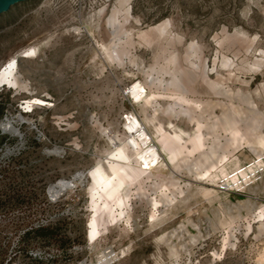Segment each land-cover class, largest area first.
Segmentation results:
<instances>
[{
  "label": "rangeland",
  "instance_id": "obj_1",
  "mask_svg": "<svg viewBox=\"0 0 264 264\" xmlns=\"http://www.w3.org/2000/svg\"><path fill=\"white\" fill-rule=\"evenodd\" d=\"M10 64L0 123L23 119L22 139L0 129V264H264V177L217 190L264 151V0L22 1L0 15Z\"/></svg>",
  "mask_w": 264,
  "mask_h": 264
},
{
  "label": "bare ground",
  "instance_id": "obj_2",
  "mask_svg": "<svg viewBox=\"0 0 264 264\" xmlns=\"http://www.w3.org/2000/svg\"><path fill=\"white\" fill-rule=\"evenodd\" d=\"M14 71H15L14 64H10L3 71V73L0 74V83L5 82V83L15 85L16 81H15V77H14ZM142 90H144V87L139 84L135 93H134L135 96L140 97ZM21 117H19L20 120L5 118L3 120V122L1 123V126L4 127V129L12 132L14 135L20 136L21 132H20L19 127L16 124L18 122H22ZM132 117L133 118L129 122V129L132 131L133 134L131 136V140L129 141V145H135V146L141 147V150L138 151L139 157L136 158V161H139L141 163V166L143 164H145L146 165L145 168H151V165H152V162H154V159L155 158L158 159L159 157H161L159 149L154 145H147L146 147L142 148V144L140 142V139L136 136L135 132L138 133V136L142 135L144 137H146L148 133L146 132L145 128L142 127V124L140 123V121L136 117H134V116H132ZM22 119H23V117H22ZM142 140L144 141L146 139L143 138ZM47 152L51 153L52 155L53 154L58 155L60 153H63V150L60 148H55L54 150H49ZM119 152H121V150H119ZM154 156H155V158H154ZM92 176H93V180H94L93 190L95 192H96V190L99 189L98 188L99 186L97 183H101L104 181L109 182V180H110V174L105 169V167L102 165H100L98 168H96L92 172ZM85 178H86V174L80 173L79 175L74 176L71 180L61 179L59 183L54 184L50 187V191L52 192L53 195L57 194L61 191V189L63 187L73 185V184L75 185L76 182H80V180H83ZM96 232H97V230H95V225L93 224L92 225V231H91V237L95 236Z\"/></svg>",
  "mask_w": 264,
  "mask_h": 264
},
{
  "label": "built area",
  "instance_id": "obj_3",
  "mask_svg": "<svg viewBox=\"0 0 264 264\" xmlns=\"http://www.w3.org/2000/svg\"><path fill=\"white\" fill-rule=\"evenodd\" d=\"M2 122L3 120L1 121V123ZM1 123H0V129L2 133L9 132L12 135H14L9 130L4 129V127L1 126ZM135 134L142 143H143L142 139L145 138L146 140L144 141L145 142L147 141L148 145H153L151 137L148 134L146 137L142 135L138 136V133L136 132ZM18 137L22 139V134ZM8 152H11V149H9ZM160 159L161 157H159L158 159L155 158L152 164L154 163L158 164L160 162ZM145 166H144V169H147L145 168ZM263 177H264V151L254 154L247 160L242 161L239 164H237L229 172L223 174L221 178L218 180L217 190L220 192L242 191ZM72 178L67 179V180H71ZM60 180L56 181L55 183L49 186L48 192L52 200H56L60 195H63L66 191L70 190L71 188L77 185V182H76L75 185L73 184V185L65 186L61 189L59 193L53 195L52 192L50 191V187L54 184L59 183ZM122 255H123V251L119 254V252H116V251L111 252L110 250H107L97 262L92 263V264H112L113 262H115L116 259H118L119 256H122Z\"/></svg>",
  "mask_w": 264,
  "mask_h": 264
},
{
  "label": "water",
  "instance_id": "obj_4",
  "mask_svg": "<svg viewBox=\"0 0 264 264\" xmlns=\"http://www.w3.org/2000/svg\"><path fill=\"white\" fill-rule=\"evenodd\" d=\"M27 0H0V15L8 11L13 5Z\"/></svg>",
  "mask_w": 264,
  "mask_h": 264
}]
</instances>
